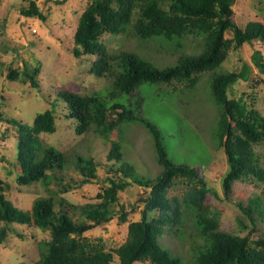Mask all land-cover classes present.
<instances>
[{"label":"trees","instance_id":"1","mask_svg":"<svg viewBox=\"0 0 264 264\" xmlns=\"http://www.w3.org/2000/svg\"><path fill=\"white\" fill-rule=\"evenodd\" d=\"M64 4L67 0H54ZM235 0H91L81 11L73 34L71 52L74 57L95 56L90 72L110 80L109 86L99 92L80 94L62 89L56 97L65 103L67 117L76 121V134L90 130L107 137V131L117 130V139L111 140L106 160L118 162L109 170L114 176L107 178L109 186L97 194L98 201L75 205L65 199L37 197L30 211L20 209L6 198L3 189L8 184L0 178V243L11 231L12 224L35 225L49 232L38 259L32 264H133L148 261L151 264H264V235L254 240L247 236L230 234L219 227V215L205 204L208 187L198 170L186 163L170 159L159 127L142 115L143 84H170L187 82L193 86L197 76L220 66L232 47L259 42L264 44V24L250 20L242 29L236 28L233 39L225 38L230 24ZM25 17L45 15L30 0L21 8ZM105 32L112 35L133 36L138 41L153 42L159 49L179 52L176 63L157 67L148 57L130 50L110 52L100 41ZM200 40L197 53H184L183 40L187 37ZM252 63L264 73V53L255 49ZM39 67L24 65L21 71L10 70L9 78L21 83L29 82L38 89L36 75ZM243 72H212L210 90L214 102L220 108L216 139L223 148L229 168L222 179V191L229 197L232 184L238 180L264 183V166L254 145L264 141V114L250 106L243 98L230 97L231 86L242 78ZM0 122L17 129L16 182L30 185L40 182L48 186L57 170L70 165L81 174L83 183L96 177V164L91 156L74 153L68 156L54 146H44L40 133H53L55 117L52 109L36 114L31 125L14 117H4ZM139 122L150 133L157 162L162 166L154 179L139 175L134 166L123 160L121 136L123 123ZM185 180L188 188L182 196L168 197V189L174 180ZM135 184L144 189L137 197L140 219L130 221L122 244L112 250L104 249L100 241L93 243L83 236L87 230L117 218L126 221L128 211L118 205L117 193ZM2 187V188H1ZM71 208L78 219L69 214ZM116 205L118 207H116ZM189 218L202 242L191 240L189 259L174 252L166 235L184 245L194 233L185 232V220ZM33 215V217H32ZM187 234V235H186ZM192 239V238H190Z\"/></svg>","mask_w":264,"mask_h":264},{"label":"rangeland","instance_id":"2","mask_svg":"<svg viewBox=\"0 0 264 264\" xmlns=\"http://www.w3.org/2000/svg\"><path fill=\"white\" fill-rule=\"evenodd\" d=\"M33 1L45 15V20L21 14V8L28 7L30 0H0V112L4 117H14L31 125L36 114L52 109L56 129L53 133H40L39 139L44 146H54L69 157L76 152L91 156L96 164V177L89 183H83L79 171L70 165L65 170H57L56 177L48 186L40 182L19 185L15 166L17 129L14 125L0 122V178L8 184L3 192L14 206L28 211L34 199L50 195L55 199V210L60 208L58 202L61 198L75 205L93 203L98 201L97 194L109 186L107 178L114 176L110 166L119 165L114 160H106L110 141L117 139V130L109 128L107 137L94 130L76 134V121L67 117L65 103L56 97L62 89L80 94L101 93L110 84L108 78L90 72L95 56L76 58L71 52L79 15L91 0H67L64 4H56L54 0ZM250 20L264 24V0H235L225 38L232 40L235 29H242ZM100 41L110 52L130 50L148 57L160 68L175 64L181 54L159 49L153 42L145 43L121 34L105 32ZM183 42L184 53H197L201 48L198 38L189 36ZM232 45L233 41L221 65L200 73L193 86L185 88L187 82L175 81L170 84H143L140 87L144 97L141 108L142 115L161 130L170 159L197 168L208 187L205 204L218 212L220 229L254 240L264 235V183L238 180L232 184L229 197L223 194L222 179L229 164L215 136L220 108L213 100L210 82L212 72L242 71L244 76L231 86L230 97H242L264 114V73L251 60L255 49L264 53V44L244 43L239 49ZM25 64L39 67L36 75L38 89L31 87L29 82L21 83L9 78L10 70L21 71ZM121 128L123 160L134 166L139 175L156 178L162 166L157 162L149 131L139 122L123 123ZM253 148L264 166V141ZM187 188L185 180L177 178L168 189V197H180ZM143 191V188L131 184L118 192V205L123 204L128 211L127 220L114 218L87 230L83 236L93 243L100 241L106 250L118 247L126 238L128 223L140 219L141 206L136 199ZM63 207L70 209L69 214L78 219L71 208ZM189 217L183 229L194 233L190 237L192 239L185 236L184 245L169 235L164 239L174 252L186 259L192 253L189 248L191 240L202 242L195 234ZM11 227L5 241L0 243V264H32L46 245L49 232L33 224H12ZM117 263L114 255L113 264ZM133 264L151 263L136 261Z\"/></svg>","mask_w":264,"mask_h":264}]
</instances>
